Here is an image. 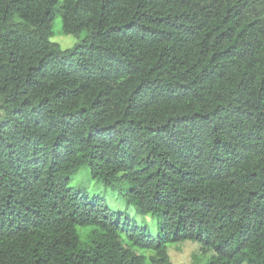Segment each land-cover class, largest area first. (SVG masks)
Returning <instances> with one entry per match:
<instances>
[{
	"label": "trees",
	"instance_id": "1",
	"mask_svg": "<svg viewBox=\"0 0 264 264\" xmlns=\"http://www.w3.org/2000/svg\"><path fill=\"white\" fill-rule=\"evenodd\" d=\"M82 168L120 208L70 188ZM188 241L264 264V0H0V264Z\"/></svg>",
	"mask_w": 264,
	"mask_h": 264
},
{
	"label": "rangeland",
	"instance_id": "2",
	"mask_svg": "<svg viewBox=\"0 0 264 264\" xmlns=\"http://www.w3.org/2000/svg\"><path fill=\"white\" fill-rule=\"evenodd\" d=\"M53 32L54 34L51 38V41L59 45L62 50H69L80 42V39L76 38L75 36L68 35L63 31L62 19L60 16H57L54 19ZM70 188L72 190L83 191L84 193H88L91 196L98 195L104 197L113 208L121 207L120 194L111 190H104L102 185L90 178L87 168H82L71 177ZM131 212L134 211L131 210ZM138 219L142 221L144 220V217L137 218V220ZM147 219L151 220L150 217ZM168 253L170 255L172 264H197L195 262L196 258H202V261L204 260V264L208 258L207 255H203L200 245L191 241L183 244L169 245Z\"/></svg>",
	"mask_w": 264,
	"mask_h": 264
}]
</instances>
